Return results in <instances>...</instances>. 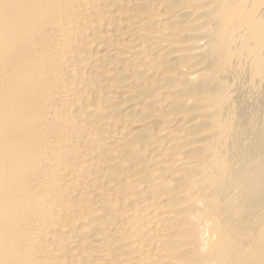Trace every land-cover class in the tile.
<instances>
[{
    "label": "bare ground",
    "instance_id": "obj_1",
    "mask_svg": "<svg viewBox=\"0 0 264 264\" xmlns=\"http://www.w3.org/2000/svg\"><path fill=\"white\" fill-rule=\"evenodd\" d=\"M0 264H264V0H0Z\"/></svg>",
    "mask_w": 264,
    "mask_h": 264
}]
</instances>
